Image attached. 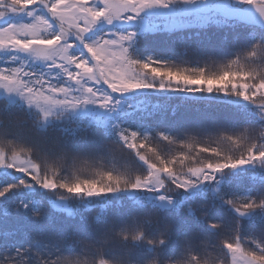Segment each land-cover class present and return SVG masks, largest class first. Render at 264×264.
I'll list each match as a JSON object with an SVG mask.
<instances>
[{"label":"snow or ice","instance_id":"1","mask_svg":"<svg viewBox=\"0 0 264 264\" xmlns=\"http://www.w3.org/2000/svg\"><path fill=\"white\" fill-rule=\"evenodd\" d=\"M178 4L191 5L194 10L210 6L223 15L225 26L231 17L239 15L242 5L254 8L264 20V0H0V50L26 51L44 62L39 72L23 66L0 65V90L6 96L0 97V113H7L9 118L21 111L35 116L32 127L39 143L41 136H48V127L63 136L68 129L57 127V122L63 125L65 120L76 121L80 110L89 104L109 108L118 93L136 89L219 93L256 107V120L245 118L238 133L219 136L239 151L232 155L225 153L218 141L198 143L195 137L174 141L159 133L163 141L183 149L166 154L148 136L114 124L111 129L105 127L100 131L103 139L99 144L91 142L82 148H98L112 139L142 162V173L130 176L106 170L94 177L68 180L60 178L46 160L42 167L33 157L31 146L18 144L11 152L0 147V167L22 176L16 184L0 187V197L21 186L57 194L60 202L116 193L147 195L150 200L143 208L151 209L157 217L156 232L152 236L143 229L121 233L124 243L131 235L135 251L129 255L135 258L133 264H138L144 251L159 249L158 254L169 258L175 253L177 244L170 246L174 224L162 213L172 210L169 206L177 196L181 198L177 212L182 209L194 221L205 222L210 230L207 234L220 230L223 220H209L207 210L203 214L198 211L203 202V186L211 183L220 202L235 213L230 221L231 234L221 236L216 245L221 264H264V192L241 196L221 192L219 187L225 183L228 172L245 166H264V67L260 66L264 63V34L251 40L246 38L230 57L224 58L218 71H208L205 66L177 65L151 56L133 57L129 54V42L135 38L139 50L143 39L135 32L102 34L93 42L85 36L101 18L109 23L114 19L133 21L145 10L172 11ZM38 8L45 10L46 15L39 14ZM219 46H228L227 33ZM195 51L210 60L221 59L200 46ZM58 75L63 79L58 80ZM49 117L54 122L46 126ZM95 127L91 122L80 123L71 131L86 138ZM19 210L40 218L36 208L29 210L27 202H17L15 212ZM203 234L187 229L183 235L195 239ZM16 235V229L0 224V264H33V250L43 253L49 248V240L55 241L57 260L72 264L70 257L78 241L69 242L68 229L40 227L23 233L21 239H16ZM141 241L147 245L143 250ZM191 255L193 264H199L198 256Z\"/></svg>","mask_w":264,"mask_h":264},{"label":"trees","instance_id":"2","mask_svg":"<svg viewBox=\"0 0 264 264\" xmlns=\"http://www.w3.org/2000/svg\"><path fill=\"white\" fill-rule=\"evenodd\" d=\"M141 17L143 18L138 22L125 20L111 26L98 27L86 35V38L93 42L102 34L135 32L143 39L139 50L136 49L135 38L129 42V54L133 57L144 59L151 56L177 65L205 66L208 71H218L224 58L230 57L232 51L240 47L246 38L251 40L264 34V30L259 27L237 21L229 20V25L225 26L224 18L212 12L182 16L176 26H172L171 18L166 16ZM225 33L228 36V46L220 47L219 41ZM198 46L216 53L221 59L210 60L196 54ZM0 65L23 66L37 72L43 70V63L39 60L10 49L0 50ZM260 66L264 67V63ZM57 79L62 80L63 77L58 75ZM136 90L143 92L125 98L113 96V103L109 108L94 104L85 106L80 110L76 121L65 120L63 125L57 122V127L68 129L65 135L61 136L59 131L48 127V136H41L39 143L35 139L38 134L32 127L35 116L21 111L9 118L7 113H0V121H3L0 124V147L11 152L18 144L31 146L33 157L41 162L42 167L46 160L52 169L57 170L60 178L68 180L77 176L94 177L97 172L106 170L131 176L142 173V162L134 154L123 151L112 139L104 141L98 148L86 149L82 148L83 145L91 142L99 144L103 139L100 131L105 127L111 129L115 124L121 129L137 131L140 136H148L166 154L183 149H177L175 143L163 141L159 133L170 136L174 141L187 137H195L198 143L211 144L218 141L225 153L235 155L239 149L234 148L227 140L220 139V134H236L245 123V118L257 119L256 107L248 104L146 92H170L159 89ZM194 95L240 99L219 93ZM53 122L51 118L46 126ZM88 122L96 127L86 138L76 136L71 131L78 124ZM21 178V174L12 169H0V187L16 184ZM219 187L221 192L229 194L259 195L264 192V169L238 168L228 172L225 183ZM202 195L199 214L207 210V219L223 220L224 225L220 230L207 234L210 230L205 222L194 221L182 209L177 212L176 208L181 205V198L177 196L169 206L172 210L162 213L174 224L170 246L175 247L177 244L175 253L169 258L158 254L159 249L144 251L138 264H193V253L198 256L199 264H221L220 250L216 245L221 236L231 234L230 221L235 215L227 205L220 202L211 183L203 186ZM56 196L57 194L39 187L14 188L0 197V224L16 229V239H21L22 234L30 229L40 227L68 229L71 232L69 242L78 241L70 257L72 264H133L135 258L129 255V252L135 251L131 235L128 242L124 243L121 233L127 231L131 234L135 229H143L152 236L156 232L157 217L151 209L143 208L149 201L147 195L116 193L84 199L70 198L63 205ZM17 202H27L29 210L36 208L40 218H33L30 211L15 212ZM6 213L8 217L5 218ZM187 229H196L205 234L193 239L191 235H183ZM163 230L164 225L161 224L160 231ZM48 243L49 248L43 253L33 250V264H53L54 261L62 264L55 254V241L49 240ZM146 247L145 242L141 241V250Z\"/></svg>","mask_w":264,"mask_h":264},{"label":"rangeland","instance_id":"3","mask_svg":"<svg viewBox=\"0 0 264 264\" xmlns=\"http://www.w3.org/2000/svg\"><path fill=\"white\" fill-rule=\"evenodd\" d=\"M205 6H202L199 10H194L193 6L191 5H175L172 11H167V10H160V9H153V10H145L143 11L135 20H133L134 22H138L139 19H142L143 17L141 16H145V15H160V16H166L167 18H171V24L172 26H176L178 25L180 22L179 18H181L182 16H186V15H198L199 13H201L204 10ZM37 11V10H36ZM39 14L41 15H46V13L44 12L43 9H40L39 11H37ZM117 22H121V20H112L111 23H109L108 21H106L105 19L101 18L100 20H98L96 22V24L92 27V29H90V32H93L95 29H97L98 27L103 28L104 26H111ZM132 22V21H129ZM143 25V24H142ZM146 27V26H145ZM106 28V27H105ZM89 33H86V35H88ZM4 50V49H3ZM7 50V49H5ZM19 51V50H18ZM26 53V55L31 56V54L29 52L26 51H21ZM37 60H39L38 58H35ZM41 63H44L43 61L39 60ZM131 91V90H129ZM0 97H5V94L3 93V90H0ZM18 99V98H17ZM91 105V104H89ZM88 106V105H87ZM51 121V117L48 118V120L45 122L46 124ZM245 167H250V168H255V169H264V166L261 165H255V166H245ZM4 167H0V169H2ZM244 168V167H243ZM127 194V193H126ZM129 196H132L134 194H127ZM148 199L150 200V197H148ZM60 202V201H58ZM62 205L65 203V201L60 202ZM99 264H105L103 262H100Z\"/></svg>","mask_w":264,"mask_h":264},{"label":"water","instance_id":"4","mask_svg":"<svg viewBox=\"0 0 264 264\" xmlns=\"http://www.w3.org/2000/svg\"><path fill=\"white\" fill-rule=\"evenodd\" d=\"M210 11L215 12L216 14L223 17V15L220 12L215 11L210 6H206L203 10V12H205V13H208ZM230 20H237V21L242 22L244 24L255 25V26H258V27H261L262 29H264V20L261 19V17L259 16V13H257L256 10L254 8H252L251 6H247V5L240 6L239 7V15L231 17ZM174 93H179V94L188 96L190 98H199L198 96L188 95V94L183 93V92H174ZM131 94H135V93H118L115 95L119 96V97H126V96L131 95ZM200 97H202V96H200ZM205 98L211 99L212 97H205ZM215 99L223 101V102L231 103V104H240V103L250 104L249 102H246L243 100H235V99H230V98H215Z\"/></svg>","mask_w":264,"mask_h":264}]
</instances>
